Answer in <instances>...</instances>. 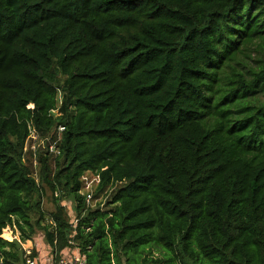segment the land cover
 <instances>
[{
	"label": "trees",
	"instance_id": "16d2710c",
	"mask_svg": "<svg viewBox=\"0 0 264 264\" xmlns=\"http://www.w3.org/2000/svg\"><path fill=\"white\" fill-rule=\"evenodd\" d=\"M257 47L264 0H0V264L14 224L88 264H264ZM58 125L37 182L26 142Z\"/></svg>",
	"mask_w": 264,
	"mask_h": 264
},
{
	"label": "rangeland",
	"instance_id": "374dc122",
	"mask_svg": "<svg viewBox=\"0 0 264 264\" xmlns=\"http://www.w3.org/2000/svg\"><path fill=\"white\" fill-rule=\"evenodd\" d=\"M253 56H264V48H259L257 47L256 51L253 53ZM62 104V95L60 93V97H59V102H58V107L56 108V110L54 111V116H59L60 113V107ZM59 126V125H58ZM58 126L56 127V129H52L51 132L49 134L46 135V133L42 132L38 127L34 126L31 129V134L26 142V148H25V152H24V163L26 164V166L33 172V175L35 176L37 182L41 183V166L39 163V159H38V155L39 152L42 151H46L49 150L50 152H54L55 154L59 153L58 150H56L55 144L58 142V138H59V134H58ZM83 184H84V188L86 190H90L92 191L94 188V186L97 184L98 182V178L96 176H93L89 173H87L85 175V177L83 178ZM95 192V190H94ZM59 193H56L55 196H58ZM105 196L101 195L100 198L98 199V201H96L94 203V205L99 202L100 200H104ZM63 205H65L68 216L71 220V222L73 221L74 225L76 223V213L75 210L73 208V204L71 201L69 200H64L63 201ZM42 208L44 210L45 213V217L42 219V223L46 224L51 222V211L54 210V202H53V198H52V192L51 190H46L44 197H43V201H42ZM37 219V217H36ZM9 232V234H5V232L3 233V238H5L8 241H18L20 242L22 248L25 250L26 248L29 249L30 245L33 246L32 241L34 242V246H37L38 244H41L43 246V241L45 242L44 239V233L41 229L36 230L35 235L33 236L32 240H26L25 242H22L21 240V232L19 231V229L17 228V226L14 224L13 226L10 225L6 228ZM45 245V244H44ZM46 249V253L48 255H50V252L52 251L50 249V246L48 244H46L45 246ZM67 251V250H64ZM34 254L37 253L36 249L33 250ZM63 253V252H62ZM36 255V254H35ZM52 256V255H51ZM54 259L56 260V262L58 261V257Z\"/></svg>",
	"mask_w": 264,
	"mask_h": 264
},
{
	"label": "built area",
	"instance_id": "2783aa9c",
	"mask_svg": "<svg viewBox=\"0 0 264 264\" xmlns=\"http://www.w3.org/2000/svg\"><path fill=\"white\" fill-rule=\"evenodd\" d=\"M59 138L61 133L65 130L63 125L58 126ZM89 190V189H88ZM93 190L87 195V203L92 204ZM26 253L24 256L25 264H37L35 257L32 256V249H25ZM58 256V254H57ZM54 259V257H53ZM56 264H88L86 258L81 254L79 248L73 244V247L64 251L59 257Z\"/></svg>",
	"mask_w": 264,
	"mask_h": 264
},
{
	"label": "crops",
	"instance_id": "0c3cea01",
	"mask_svg": "<svg viewBox=\"0 0 264 264\" xmlns=\"http://www.w3.org/2000/svg\"><path fill=\"white\" fill-rule=\"evenodd\" d=\"M43 241V243L45 244H43V246L41 245V244H38L37 246H34V242L32 241V243H33V246L32 245H30L29 247V249H32V256H33V254H34V252H33V250L34 249H36V252L37 253H35L34 255H35V259H36V261H37V264H56L57 262H56V260L55 259H53V257L55 256V258L57 257V252L56 251H54L51 247H50V249L52 250L51 252H50V255H48L47 253H46V249H45V246H46V243L44 242V240H42ZM27 249V248H26ZM52 255V256H51ZM25 264V263H24Z\"/></svg>",
	"mask_w": 264,
	"mask_h": 264
}]
</instances>
